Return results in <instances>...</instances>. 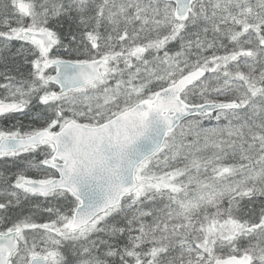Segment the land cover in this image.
I'll return each mask as SVG.
<instances>
[{"label": "snow or ice", "instance_id": "snow-or-ice-1", "mask_svg": "<svg viewBox=\"0 0 264 264\" xmlns=\"http://www.w3.org/2000/svg\"><path fill=\"white\" fill-rule=\"evenodd\" d=\"M0 264H264V0H0Z\"/></svg>", "mask_w": 264, "mask_h": 264}]
</instances>
